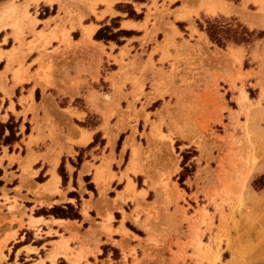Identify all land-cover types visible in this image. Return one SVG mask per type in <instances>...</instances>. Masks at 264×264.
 Wrapping results in <instances>:
<instances>
[{"label": "crops", "instance_id": "0c3cea01", "mask_svg": "<svg viewBox=\"0 0 264 264\" xmlns=\"http://www.w3.org/2000/svg\"><path fill=\"white\" fill-rule=\"evenodd\" d=\"M197 2H30L27 8L36 21L35 31L42 29L43 35L28 33L27 21H23V34L28 33V38L24 41V63L17 69V77L7 69L6 58L0 59V124L6 125L13 119L19 137L14 144L0 147V264L8 260V255H13V260L22 257L28 264H51L52 260L58 264L74 258L99 261L107 245L116 249L120 261L126 264L133 259L134 252L137 254L136 241L141 237L126 225L135 223L122 213L115 219L116 210L100 209L93 190L105 192L120 174L131 179L142 176L147 185L156 179L157 174L143 165L148 148L154 150L156 141L147 138L145 146H139L134 136L133 144L131 129L120 130L117 125L119 106L124 101L134 102V110L138 111L145 104L149 120L159 122L161 134L168 135L164 127L173 115L175 99L171 97L168 103L169 95L159 87L161 76L157 69L177 57V46L174 48L171 43L182 34L177 24L187 22L180 15L195 8L191 4ZM25 3L21 0L17 4L26 7ZM228 8L235 13L242 7ZM40 9L48 15L40 17ZM45 21L49 23L43 29ZM107 27L111 29L96 38L98 31ZM116 33V37L112 36ZM0 34L2 45L11 48L17 44L11 27L0 28ZM141 88L144 96L140 95ZM181 96L174 106L186 112ZM59 99L66 103L60 105ZM155 103L160 106L151 109ZM90 116L97 117L98 124L83 125ZM150 127L148 123L147 130ZM123 132H128V144L124 146V141L117 153ZM97 135L100 142L95 141ZM7 136L9 131L5 129L3 138ZM80 154L84 156L76 167ZM127 154L129 161L125 162ZM154 154L152 151L151 158ZM62 163L65 184L58 172ZM118 166H122L119 171ZM130 168L137 172H128ZM122 183L127 186L125 178ZM87 184L92 188L88 189ZM135 190L140 191L137 187ZM141 190L145 191L146 201L148 191ZM75 193L81 196L80 202ZM66 205L78 210L79 220L48 214L50 209ZM144 217L141 211L135 225L146 233V227L140 224ZM104 218L107 220L101 221ZM28 232L32 233L30 241L26 238Z\"/></svg>", "mask_w": 264, "mask_h": 264}, {"label": "rangeland", "instance_id": "374dc122", "mask_svg": "<svg viewBox=\"0 0 264 264\" xmlns=\"http://www.w3.org/2000/svg\"><path fill=\"white\" fill-rule=\"evenodd\" d=\"M13 1L17 4L21 0ZM226 1L229 5L222 0H198L191 4L195 8L180 15L187 22L177 24L182 34L171 43L174 48L177 46V57L157 69L161 76L159 87L169 95L168 103L171 97L175 99L173 115L164 127L167 136L161 134L159 122L149 120L145 104L139 100L138 111L134 110V102L124 101L119 106L117 125L120 130L131 129L133 144L134 136L139 146H145L147 138L156 141L152 150L155 154L151 158L148 148L149 155L143 164L157 174L151 184L147 185L142 176L131 179L120 174L105 192L93 190L97 206L109 212L116 210L115 219L122 213L137 224L139 213L145 214L140 224L146 227V233L131 222L126 224L141 237L136 241L138 252L133 251L129 264H264V0ZM233 5L242 8L234 13L228 8ZM42 11L40 17L48 15ZM25 20L28 33L43 35L42 29L35 31L36 21L28 8L16 19L0 23L1 28L9 26L14 31L17 44L11 48L1 44L0 34V54L15 77L24 63L23 47L28 38V33L23 34ZM208 22L217 23L223 30L230 28L229 34L224 35L230 38L224 47L210 41L204 31ZM48 23L44 22L43 29ZM240 35H244L246 42L235 43ZM140 95L144 96L142 88ZM180 95L186 112L175 109ZM65 103L59 99L60 105ZM160 103L151 109L158 108ZM11 121V125L16 124ZM96 124L95 116L83 123ZM127 135L128 132L120 134L117 153L124 141V146L128 144ZM99 137L96 136V142H100ZM80 156L84 155L77 159ZM120 169L122 166L116 168ZM128 172L137 171L130 168ZM124 178L127 186L122 183ZM88 187L92 188L87 184ZM136 187L140 191L136 192ZM142 188L148 191L146 201ZM76 196L77 200L81 198ZM91 214L95 216L94 212ZM26 238L30 241L32 233L28 232ZM120 257L116 249L107 245L99 261L74 258L58 264H126ZM9 263L26 261L17 256L13 260V255H8L4 264Z\"/></svg>", "mask_w": 264, "mask_h": 264}, {"label": "trees", "instance_id": "16d2710c", "mask_svg": "<svg viewBox=\"0 0 264 264\" xmlns=\"http://www.w3.org/2000/svg\"><path fill=\"white\" fill-rule=\"evenodd\" d=\"M8 0H0V4L6 2ZM199 28L202 29V26L199 25ZM108 32V29H101L98 31V33L96 34V38L101 36L102 32ZM204 31L206 32L207 36L209 37L210 41L214 42L215 44H217L220 47H224L225 46V42L226 40L230 39L229 36H224V35H228L229 32L231 31L230 28L223 30L222 28H220L217 23H213V22H208L206 28L204 29ZM118 33L113 34L112 36H117ZM246 38L244 37V35H240L239 38L235 39V43H240V42H246ZM12 121L10 119V121L8 122V124L6 125H2L0 124V147L1 145H11L14 144L16 141L19 140V137L16 136V132H15V125H11ZM10 124V125H9ZM5 129H7L9 131V136L3 138L4 135V131ZM3 138V139H2ZM121 141V139H120ZM119 146V145H118ZM82 162L81 156L78 158L77 161V165H80ZM60 176L62 177L63 183L65 184L66 182V176L64 173V167H63V163L61 164V166L59 167L58 170ZM42 179H39V181H41ZM89 188V187H88ZM66 208H63L61 206H56L52 209H50L48 211V214H51L55 217L58 218H63V219H71V220H79L80 219V215L79 212L76 208H74V206L72 205H66ZM45 212V211H43ZM23 262V261H22ZM22 264H28V263H22Z\"/></svg>", "mask_w": 264, "mask_h": 264}, {"label": "bare ground", "instance_id": "6f19581e", "mask_svg": "<svg viewBox=\"0 0 264 264\" xmlns=\"http://www.w3.org/2000/svg\"><path fill=\"white\" fill-rule=\"evenodd\" d=\"M31 1H39V0H26V3H25L26 7H23V6L20 7L19 5L13 3L14 2L13 0H8V1L2 3L1 4L2 7H0V23H2V21L4 19H7V21H8V19H11V18L16 19V17H18L19 13L21 11H23L22 9H24V10L27 9V6L30 4ZM15 26H16V24H15ZM0 59H1V54H0ZM53 264H54V262H53Z\"/></svg>", "mask_w": 264, "mask_h": 264}]
</instances>
